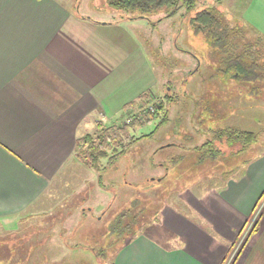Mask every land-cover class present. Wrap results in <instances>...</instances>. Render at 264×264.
I'll return each mask as SVG.
<instances>
[{
	"label": "rangeland",
	"instance_id": "374dc122",
	"mask_svg": "<svg viewBox=\"0 0 264 264\" xmlns=\"http://www.w3.org/2000/svg\"><path fill=\"white\" fill-rule=\"evenodd\" d=\"M60 2L96 21L124 20L152 71L150 92L165 106L154 121L132 131L136 142L106 170L98 172L80 162L71 180L64 181L74 190L56 191L57 200L65 199L63 207L52 206L45 217L0 222V264H114L126 240L141 233L166 247L185 246L177 234L164 229L162 213L172 209L195 217L193 210L200 212L206 198H216L220 187L244 173L249 158L264 153V78H227L230 54L215 49L190 22L202 9L216 8L225 26L245 30L237 40L240 53L243 45L258 39L241 19V0H197L192 10L183 8L171 18H164L171 8L141 18L139 12L110 7L107 0ZM119 114L103 124L127 118ZM239 130L258 132L257 142L241 152L240 144L219 138L223 131ZM214 141L218 153L210 159L205 155L214 149ZM102 163L106 166L107 160ZM83 208L92 210L83 217ZM263 210L264 198L239 233L226 264H233Z\"/></svg>",
	"mask_w": 264,
	"mask_h": 264
},
{
	"label": "crops",
	"instance_id": "0c3cea01",
	"mask_svg": "<svg viewBox=\"0 0 264 264\" xmlns=\"http://www.w3.org/2000/svg\"><path fill=\"white\" fill-rule=\"evenodd\" d=\"M238 10L264 37V0H241ZM123 22L93 20L60 0H0V222L63 207L55 195L74 190L64 181L81 164L77 140L150 92L152 71ZM249 159L238 179L193 210L195 217L162 213L164 229L185 246L166 247L141 233L114 264H224L264 192V153ZM98 207L101 213L103 203ZM257 222L233 264H264V210Z\"/></svg>",
	"mask_w": 264,
	"mask_h": 264
},
{
	"label": "trees",
	"instance_id": "16d2710c",
	"mask_svg": "<svg viewBox=\"0 0 264 264\" xmlns=\"http://www.w3.org/2000/svg\"><path fill=\"white\" fill-rule=\"evenodd\" d=\"M107 2L110 7L118 11L139 12L142 15L141 18L156 15L166 8H171L164 16V18H171L183 8L192 10L197 0H107ZM132 18L135 17L130 19ZM223 21L219 10L205 8L197 12L190 22L193 29L207 38L215 49L230 54L229 56L232 59L227 64V78L236 75L237 79L245 81L263 79L264 76H261V70L264 72V37L260 36L255 42L243 45L244 48L238 53L237 40L244 35L245 30L240 27H227ZM258 45L260 48L257 49ZM164 106V102L156 98L151 92L141 94L137 100L128 103L124 107L123 113L130 122H127V118H125L120 123L110 126L98 123L96 134L86 135L77 140L76 158L90 169L98 172L106 170L107 167L124 155L129 146L136 142V137L132 131L154 121L162 113ZM162 122H165V118ZM257 135V131L250 130L223 131L219 134V138L224 136L229 145L240 144L241 148L238 152H241L252 143L257 142ZM211 144L214 145V149L209 150L205 157L215 159L214 155L218 153V150L215 141ZM102 160H107L106 166L103 165ZM263 198L264 192L261 194L258 204ZM242 230L241 232H243ZM257 230L258 222L251 230L246 243ZM133 239L128 238L125 244H130ZM234 246L230 250L231 253L235 248ZM227 260L228 258H226L224 264L227 263Z\"/></svg>",
	"mask_w": 264,
	"mask_h": 264
},
{
	"label": "built area",
	"instance_id": "2783aa9c",
	"mask_svg": "<svg viewBox=\"0 0 264 264\" xmlns=\"http://www.w3.org/2000/svg\"><path fill=\"white\" fill-rule=\"evenodd\" d=\"M128 122H130V121L128 120Z\"/></svg>",
	"mask_w": 264,
	"mask_h": 264
}]
</instances>
